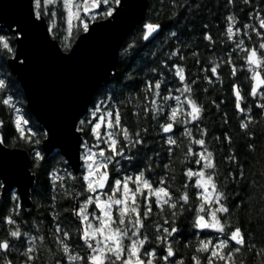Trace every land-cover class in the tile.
<instances>
[{
  "label": "snow or ice",
  "instance_id": "snow-or-ice-1",
  "mask_svg": "<svg viewBox=\"0 0 264 264\" xmlns=\"http://www.w3.org/2000/svg\"><path fill=\"white\" fill-rule=\"evenodd\" d=\"M28 2L22 21L0 24V32L6 28L14 38L0 35V67L11 69L0 78V96L15 111L19 138L30 145L19 165L31 182L27 198L46 202L48 216L24 218L25 196L18 185L0 178V264H243L238 257L245 247L264 264V235L257 237L251 221L248 232L233 224V210L252 203L240 196L246 192L243 185L264 192V175L248 168L238 152L241 140L249 153L255 151L253 125L264 115V0H242L243 6L224 0L222 23L204 22L197 36L207 42V60L187 35L196 31L191 17L200 12L198 0L177 2L167 28L148 21L126 29L78 105L63 113L59 129L38 115L33 119L31 101L16 77L32 62L27 44L33 33L60 60H70L76 48L63 40L57 50L51 42L58 33L57 12H50V6L58 0ZM127 7V0H84L81 10L74 0H63L68 30L82 29L81 43L95 30L119 23ZM181 14L186 18L181 20ZM49 16L52 22L46 24ZM214 28L221 30L214 35ZM132 35L135 39L129 42ZM217 42L227 51L225 57L212 55ZM150 47L151 55L146 51ZM187 53L198 66L194 77L185 64ZM237 55L239 68L233 60ZM117 65L123 66L120 72ZM225 68L230 69V95L222 92L210 103L218 114L222 105L233 104L240 140L225 130L210 141L205 107L194 88L217 81L223 86ZM241 73L247 85L240 81ZM125 92L140 101L133 109L135 127L122 119L118 97ZM222 119L228 126L227 112ZM154 138L161 141L159 147L149 142ZM4 145L0 136V176L6 164ZM217 145L228 151L224 181L219 178ZM55 157L60 167H49ZM41 171L47 184L37 181ZM252 207L259 209L256 222L264 225V197ZM181 245L189 254H180Z\"/></svg>",
  "mask_w": 264,
  "mask_h": 264
},
{
  "label": "trees",
  "instance_id": "trees-1",
  "mask_svg": "<svg viewBox=\"0 0 264 264\" xmlns=\"http://www.w3.org/2000/svg\"><path fill=\"white\" fill-rule=\"evenodd\" d=\"M149 6L146 14V21L151 22H160L162 25L167 28V26L171 23V18L174 15L175 11L177 10L175 5L177 2L179 3H186L187 0H148ZM199 4L202 5L199 14L194 15L191 17L192 24L195 28V32L189 31L187 33L188 37L191 39L193 45L199 44V50L202 53L201 59L207 60V57L209 53H206L204 51L205 44L207 42L200 39L197 40V36L200 34L201 25L204 22H209L215 25L217 21H220L222 23V13H223V3L224 0H198ZM238 3H240L242 6V0H238ZM52 8V7H50ZM51 10V9H50ZM49 19V17H47ZM47 18H45L47 20ZM185 15L181 14V20L185 19ZM142 26V25H140ZM57 38L60 47H63V39L65 29H64V19L62 17V12L60 10H57ZM221 29L214 28V35L217 31ZM82 33V29L80 32H77L74 29L70 33V35L67 37L66 41L69 43H73L75 38ZM0 35L6 36L10 39V41L13 40L12 35L9 34L6 31L0 32ZM135 39V35L129 36L128 40L131 42V40ZM12 46L14 47V42L12 43ZM2 50V49H0ZM153 49L150 47L146 49L149 55H151V51ZM195 47L193 48V51H195ZM212 55L219 56V57H225L227 55V51L225 50L224 46L219 44L217 42L216 45V52ZM5 59L9 58V54L4 53ZM193 57L191 56V53H187V59L185 61L187 70L191 76H195L198 73V66H195L193 64ZM233 60L237 61V67L239 68V55L233 56ZM122 65H117V72H120L122 69ZM230 69L225 68L224 71L221 73V77L224 81L223 86H221L220 82L217 81L215 85H208L206 82L202 83L199 88H194V92L196 93V96L199 99V102L204 105L205 107V115H204V122L207 125L209 129V140L213 141L214 137L218 134L222 135V132L225 130H231L233 132L234 141L240 140L239 138V128H238V118L236 117L234 113V107L231 102L226 103L221 106L219 109V114L217 113V109L211 105V100L220 96L223 92L224 97H228L230 95V88L228 85V80L230 79L229 76ZM10 74L7 66L3 65L0 67V78H4L5 75ZM200 75L202 76L203 73L201 72ZM240 81H242L245 85H247L248 81L243 73L240 75ZM19 86V84H18ZM174 86H178L174 85ZM20 87V86H19ZM209 88V91L207 93L204 92V88ZM6 95V93H5ZM142 95V93H141ZM4 96H0V136H3L5 140V146L11 147V148H21L29 151L30 145L25 141L21 140L19 138V133L15 129V111L13 108L4 105L2 103ZM98 99L100 97H97ZM118 99L122 102L121 112H122V119L127 121L129 125L132 127H135L137 124V116L133 115V109L136 104L140 103L139 100L135 98V93H133L131 96L127 92L123 93ZM131 99V103H128V100ZM227 112L229 117V125L224 126L223 125V114ZM140 118H143V113H140ZM256 133H257V139H256V149L254 152L249 153L246 149V146L244 145L243 141H240V145L238 148V152L240 153L241 159L245 160L247 162V167L252 169L255 173H259L261 175H264V115H261L257 117L256 123L253 125ZM40 131L43 133V128L40 129ZM27 134V133H26ZM179 133H177V137H179ZM154 146L159 147L161 144V141L159 138H154L149 141ZM35 147V146H32ZM182 155L181 151H177V156ZM228 155L227 148L220 149L217 145V161L219 164L218 171L220 173V180L224 181V174L226 170L229 168V165L225 159H223L224 156ZM58 157H55L53 160V163L49 165V167H60L58 161ZM153 179H158V177H153ZM37 181L47 184L48 179L43 173V171L37 173ZM243 187L246 189L245 191H240L237 189V191H240V196L245 199L246 202L251 201L252 203H255L259 198L264 197V192H261L257 190L256 188H252L248 185H243ZM229 191H232V188H229ZM7 200V196L4 198ZM32 201V207L28 212H25L23 209V217L28 219L29 221H32L34 219H39L41 217H47L48 216V204L46 202H43L39 199L33 198ZM252 203H249L247 207L240 208V209H234L233 210V224H238L243 231L248 232L249 231V222L251 221V229L253 232L256 233L257 237L264 235V231H262V228H264V225L257 223V215L259 212V209H253ZM10 207V205H9ZM2 211V209H0ZM156 217L153 216V220H155ZM45 233H47V226L44 228ZM178 251L181 255H187L188 250L185 249L182 245L179 247ZM239 260L243 261V264H260V258L255 255V251L249 250V247H245L242 249L241 253L239 254Z\"/></svg>",
  "mask_w": 264,
  "mask_h": 264
},
{
  "label": "water",
  "instance_id": "water-1",
  "mask_svg": "<svg viewBox=\"0 0 264 264\" xmlns=\"http://www.w3.org/2000/svg\"><path fill=\"white\" fill-rule=\"evenodd\" d=\"M83 3L84 0H82V8ZM127 4L124 15L115 26L95 30L93 35L82 43L80 35L83 33H80L72 43V46L76 48V54L70 60L58 59L48 47L41 45L38 34H32L27 44L28 50L32 53V62L16 79L31 101L30 110L33 119L38 115L42 122L55 123L59 129L63 113L78 105L88 83L100 65L109 57L110 51L123 38L125 30L140 26L146 21L148 0H127ZM28 7V0H0V24L13 20L22 21ZM45 23L47 24L46 19ZM12 27L15 29L16 25L13 24ZM5 31L11 34L6 28ZM49 40L51 41V37ZM51 42L55 44L57 50L61 49L56 39ZM15 47L17 46L14 43ZM6 66L11 73V69L8 65ZM27 153L25 149L4 145L6 164L3 175L0 176L7 180L9 185L19 186L21 194L25 196V212L32 207V201L27 198V189L31 182L26 175L22 174L19 165L26 161Z\"/></svg>",
  "mask_w": 264,
  "mask_h": 264
},
{
  "label": "rangeland",
  "instance_id": "rangeland-1",
  "mask_svg": "<svg viewBox=\"0 0 264 264\" xmlns=\"http://www.w3.org/2000/svg\"><path fill=\"white\" fill-rule=\"evenodd\" d=\"M74 3H78L81 6V10H82V0H74ZM50 7H52V8H50L51 9L50 12L53 11V10L56 11V12H57V10H60L62 12V17L64 19V29H65V32H66L64 34V36L62 37V39L66 40L67 37L70 35V33L72 31L69 32V30H68L67 21H66V12L63 9V0H58V4L57 5L50 6ZM50 22H52V17L51 16H49V19L47 18V23H50ZM56 25H57V17H56ZM74 25H75V21H74ZM73 29H74V27H73Z\"/></svg>",
  "mask_w": 264,
  "mask_h": 264
}]
</instances>
